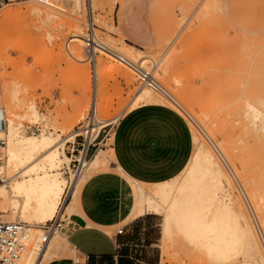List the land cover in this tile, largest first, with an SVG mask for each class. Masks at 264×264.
Returning a JSON list of instances; mask_svg holds the SVG:
<instances>
[{
  "label": "rangeland",
  "instance_id": "1",
  "mask_svg": "<svg viewBox=\"0 0 264 264\" xmlns=\"http://www.w3.org/2000/svg\"><path fill=\"white\" fill-rule=\"evenodd\" d=\"M47 1L43 4L13 0L0 9V94H10V104L15 108L0 107V130L5 132V137L9 135V119L15 118L14 127L20 129L23 136L38 139V146L46 139L51 141L50 148L48 145V150L37 155L46 158L43 166L48 171L65 179L66 192L63 195V191L60 200L63 195L61 202L66 204L72 196L76 198L78 188L88 173L113 163L109 145L98 153V145L92 147L87 159L83 164L81 162L85 153V137L86 140L90 138L87 129L93 124L92 108L97 89V117L102 124L92 133L90 143L93 144L102 129L105 137L131 110L149 102L170 107L187 121L192 130L195 142L192 168L159 188H167L166 197L156 196L152 186L136 183L134 216L148 210L153 212L148 208L150 206L160 208L166 198L193 178V182L201 183L215 201L212 210L225 204L226 210L240 218V224L247 225L246 232L252 246L264 256L260 231V228L264 231V0H142L133 3L126 17L150 40L149 47L123 37L118 28L125 0H92V4L89 3L88 8L80 13L73 10L70 0ZM92 13L99 40L131 56L138 54L150 60L142 62L144 70L153 72L168 92L172 90L171 94L181 101L179 108L165 100L138 103L139 93L159 99L163 96L144 86L133 70L98 50L97 58L104 62L102 77L97 72L99 59L95 73L88 45H79L80 42L75 40L79 32L88 39ZM75 52L77 57H73ZM79 53L82 62L77 60ZM113 63L130 74L135 80L134 85H128L120 76L108 72L109 65ZM7 110L14 112L9 116ZM25 112H29L30 119L27 114L23 117ZM34 112L39 119L30 117ZM236 112L254 115L259 127L261 158L257 164L244 159L242 147L234 136L238 128ZM39 129H43L42 134L35 136L33 132ZM19 148L20 144H16L15 150L19 152ZM52 149L64 152L69 160H57L53 167L50 166L48 159ZM3 150L8 175L12 177L15 171L9 167V158L13 149L5 144ZM206 155L211 157L210 163L205 162ZM214 174L224 181L221 187L211 185ZM75 176L79 177V182L72 186ZM3 186L9 190L8 184ZM253 194L258 196L260 205H256ZM12 202L0 201V219L6 222L28 221L25 224L29 226L32 241L23 259L29 256L37 259L34 242L41 240L40 227L48 218L36 215L20 217L12 211L3 213L12 208ZM63 213L65 217L70 216V207L63 209ZM158 213L157 224H153L155 227L146 237L156 244L148 251L153 258L159 255V264H214L203 251L192 250V253L180 242H165V212L162 209Z\"/></svg>",
  "mask_w": 264,
  "mask_h": 264
},
{
  "label": "crops",
  "instance_id": "2",
  "mask_svg": "<svg viewBox=\"0 0 264 264\" xmlns=\"http://www.w3.org/2000/svg\"><path fill=\"white\" fill-rule=\"evenodd\" d=\"M12 1L0 0V9ZM139 1L142 0L122 3L118 28L123 37L149 47L150 40L126 17L130 6ZM151 103L125 113L105 137L102 136L105 130L99 133L94 144L98 145L96 153L109 145L114 153L113 163L84 177L76 198L72 196L68 201L70 216L65 217L62 229L47 245L39 264H159V255L153 258L148 251L156 244L146 237L155 227L153 224H157L158 212L162 209L165 212L163 238L167 242L166 225L172 203L199 198L210 209L213 203L216 205L202 188L199 178L200 185L190 178L177 194L166 198L160 208L150 206L153 212H149L146 207L147 213L134 216L136 183L152 186L156 196L166 197L167 188H159L178 178L186 169L190 172L195 149L187 121L172 108ZM0 107L5 108L1 101ZM9 122L12 125L11 119ZM35 158L39 165L46 159L40 155ZM200 230L219 253L206 251L202 246L195 250L205 252L214 264H264V256L252 246L244 224H203Z\"/></svg>",
  "mask_w": 264,
  "mask_h": 264
},
{
  "label": "bare ground",
  "instance_id": "3",
  "mask_svg": "<svg viewBox=\"0 0 264 264\" xmlns=\"http://www.w3.org/2000/svg\"><path fill=\"white\" fill-rule=\"evenodd\" d=\"M67 2H68V0H67ZM89 3L92 4V0H70L69 4L75 12L80 13L81 11H84L86 8H88ZM13 27H15V26H13ZM82 34L83 35H81L79 32V34L78 35L76 34V36H75V40L80 42L79 45L87 44V39H85V34L84 33H82ZM94 41H95V45H93L94 49L93 48L91 49V56L92 57H93V53L97 52L96 50H98L102 54H105L108 56V53L101 49V47H103L106 50H110L111 52H115L116 55L123 57L127 61H129V62H131V63H133V64H135V65H137L143 69H144V66H143L144 64L142 62L150 61L147 58L139 57L138 54L131 56L128 52L118 50L117 48H115L114 46L109 44L108 42L100 41L99 35L96 34V29H95V34H94ZM130 47L133 48L132 46H130ZM75 50H76V48H75ZM76 52H75L74 56L72 55L73 53L71 55L73 57H77ZM78 57L79 58H77V60L80 58L82 59V56L80 53L78 54ZM111 58L114 60H117L119 62V60L117 58H115L113 56ZM81 59L78 62H82ZM98 59L99 58H97V62H98ZM103 65H104V62L101 59H99V65H98L99 71H97V72L100 73L99 74L100 78L102 77V74H103L101 71ZM108 72L111 74L120 76L121 78H123L126 81V83H128V85H134L135 80L132 77H130L129 73L123 71L122 68H120L118 64L113 63V64L109 65ZM2 84H3V82H2ZM99 84H100V82H99ZM144 86H146V85H144ZM6 88H8V87H6ZM6 88H5V90H7ZM99 88H101V87H99ZM5 90H4V92H5ZM168 90H170V89H168ZM170 91H172V90H170ZM169 92H168V96L157 93V94H160L161 96H163V97H160V99L155 98V97H148L145 94L139 93L137 101H138V103H145L146 101L165 100V101H168L173 106H175L176 108H179L180 107L179 105H182L181 101H179L176 97H174L173 94H171V92L170 93ZM95 93H96V98L93 101V108H92L93 111H95V112H93V124L87 129V130H89V132H87V133L91 136V138H92V133L95 132V129L96 128L98 129L102 124L101 121L97 117V108H98V97L97 96L99 94V89H97ZM9 96H10V94H2L0 97V101L6 109L8 108L10 110L11 108H9V107H12L14 104H12V103L10 104V102H12V101H10ZM102 101H103V99H102ZM102 101H100V102H102ZM12 109H15V108L12 107ZM20 110H23V108H21ZM7 112H8V110H7ZM11 112H14V111L12 110V111L8 112V113H10L9 116L11 115ZM25 114H27L28 118H29V115H30L29 112H27V113L25 112L23 117H25ZM235 115H236L235 122L237 123V126H238L237 130H239V131L236 130L234 136L238 139V141L242 147V153L244 155L243 157L245 160H249V161H252L253 164H257L260 162L259 159L261 158L260 134H259L260 130H259V127L256 125V122L254 121V115L249 114V112H236ZM13 116H14V114H13ZM30 117H34L35 120L39 119V115L37 114V112H34V116H30ZM28 118H27V120L30 119V118L29 119ZM10 119H11L12 125L9 127L10 132H9L8 137L6 138L4 133L2 131H0V138L4 137L5 138L4 142H5L6 146H8V144H9L10 148L13 149L12 155L10 156V154H9V156H10L9 167H12L14 169L15 174H14V176L9 177V175H8V163H7V159H6V172H7L8 178H9V182L6 184L9 185V190H7L5 188V186H3L5 184H0V201L4 199L7 201L13 200V202H12V208L8 211H3V213H8L9 211H12V213L14 215L20 216V217L36 215V216L43 218V219L48 218L47 222H50L51 220H53L56 217L64 218L65 216H64V213L62 214V210L64 209V211H65L68 208L67 204L69 201L68 200L66 204H64V202H61L63 199V195L66 192V191H64V185H65L66 181L64 178L61 177V175H54L50 171H48L49 169L45 168L43 165H39L37 163L36 158H35V156L38 153L48 150V145L50 148V142L51 141L48 142V139H46V140L42 141L41 146L40 145L38 146V139H36V138H24L23 135L21 134L20 130L16 129L14 127L15 126V124H14L15 118H13V119L10 118ZM226 127H227V124H226ZM38 132H33V134L35 136H38V135L42 134L43 129H39ZM231 136H232V133H231ZM7 139H8V141H7ZM0 141H2V140H0ZM16 144H20L19 152L15 150ZM62 151H64V150H62ZM60 153L64 155V152H58L54 149H52L50 151L49 159H48L50 166L53 167L57 160H61V161L69 160V158L65 156L66 154L64 155V157L59 156ZM85 155H86V151L81 158L82 164L85 161ZM112 157L114 159V153H112ZM205 162L210 163L211 157L206 155L205 156ZM226 164H227V162H226ZM23 166H25V168L23 170L19 171L21 169V167H23ZM232 174H234V173H232ZM214 176L215 177L213 178L211 185L214 188L221 187L222 184L224 183V181L220 177H218L217 175L214 174ZM225 176L227 177L226 174H225ZM78 182H79V177L75 176L74 181L72 183V186L77 185ZM227 187H225V188H227ZM63 191H64V193H63ZM72 192H73V190H72ZM62 193H63V195H62V198L60 200V196ZM253 196H254V200L256 201V205L257 206L260 205L258 196H256L255 194H253ZM247 198L245 197L244 199H247ZM59 200H60V202H59ZM61 206H62V208H61ZM221 208H222V210H221ZM226 209H227L226 205L222 204L220 209L212 210L209 208L208 205L202 203L199 198H192L190 200L188 199V200H184V201H178L177 203H172L171 204V211L169 212L168 222L166 225V238H167V240H171V241H173V243H176V244L180 242L182 247L186 248V250H191L192 253H193V251H195V249L198 246H202L206 251H209V252L214 251L218 254L219 251L215 250V246H214L213 242H211L209 239H207L205 237V235L201 232L200 226L203 224H219V226H220V224H240L241 223L240 218L235 214L233 215V213H230ZM232 215H233V217H232ZM230 218L232 219V221ZM3 222H6V221H3ZM16 222H19V221H16ZM6 223H13V222L7 221ZM20 223H22L24 226H26V229L29 231V226L27 224H25V223H28V221L27 222H20ZM259 224H257V225H259ZM43 226L40 227V230L42 232V235H41L42 238L44 236ZM246 226L247 225L245 224L244 225L245 230H247ZM259 228H260V226H259ZM262 230L260 228L261 236H262L263 241H264V235H263L264 231H262ZM58 233H59V230L55 233V235L52 238H54ZM44 252H45V250L40 254V256L38 253L37 259H34L33 256H29L26 258V260L23 259L24 262L22 260L21 263H23V264H39L40 259L42 258V255L44 254Z\"/></svg>",
  "mask_w": 264,
  "mask_h": 264
},
{
  "label": "built area",
  "instance_id": "4",
  "mask_svg": "<svg viewBox=\"0 0 264 264\" xmlns=\"http://www.w3.org/2000/svg\"><path fill=\"white\" fill-rule=\"evenodd\" d=\"M37 1L43 4H46L47 0H31ZM89 33L87 39V45L89 47L90 53V61H92L95 73L97 67V52L93 53V57L91 56V49L93 45H95L94 34H95V24L93 19V13L89 19ZM101 49L108 53V56L115 57L119 60L121 64L127 66L131 70H133L141 79L144 85L149 87L151 90L160 93L162 95L168 96V91L166 88L158 81L153 72L146 71L143 68L127 61L123 57L116 55L115 52H111L110 50H106L101 47ZM95 112V111H94ZM39 131V130H38ZM35 131V132H38ZM91 136L89 140H86L83 144V151H86L85 158L87 159L89 151L92 147H95L93 143H90ZM95 142V140H94ZM5 142L0 141V184H6L9 182V178L6 172V156L4 153ZM81 170L79 171V175ZM65 219L61 217H56L50 222H47L43 226L44 236L39 241L38 239L34 242V247L37 249L39 256L45 250L48 243L51 241L52 237L58 230H61ZM26 226H24L20 222L6 223L0 219V264H21L24 255L28 249V246L31 244V237L27 232ZM123 230H120L122 233Z\"/></svg>",
  "mask_w": 264,
  "mask_h": 264
}]
</instances>
